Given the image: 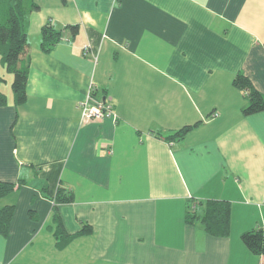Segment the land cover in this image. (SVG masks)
<instances>
[{"label":"crops","instance_id":"0c3cea01","mask_svg":"<svg viewBox=\"0 0 264 264\" xmlns=\"http://www.w3.org/2000/svg\"><path fill=\"white\" fill-rule=\"evenodd\" d=\"M36 2L26 102L0 61V264H264L241 238L264 228V110L233 83L264 95V0ZM48 21L79 31L46 52ZM91 82L116 121L81 120ZM59 187L74 199L55 207ZM209 199L230 202L228 236L186 221Z\"/></svg>","mask_w":264,"mask_h":264},{"label":"trees","instance_id":"16d2710c","mask_svg":"<svg viewBox=\"0 0 264 264\" xmlns=\"http://www.w3.org/2000/svg\"><path fill=\"white\" fill-rule=\"evenodd\" d=\"M2 9V23L0 24V61L6 70L13 74L12 88L15 94L16 104L27 101V83L30 70V55L28 41V25L30 14L38 10L40 5L36 0H0ZM64 30H69L72 34L79 31L78 24H69L64 28H57L48 21L42 27V49L46 52L61 40ZM4 80L0 73V84ZM234 85L246 91L249 98L248 105L244 108L245 114L264 110V95L258 91L251 80L243 73H238L234 80ZM7 103V96L0 90V105ZM188 124L181 127L175 133L168 135V140H182L185 135L194 127ZM16 183L0 180V197L12 191ZM74 199L72 191H66L59 187L54 199L56 204L68 202ZM202 211L196 207L190 208L186 214V221L189 223H199L208 233L215 236H228L231 231V204L227 200L209 199L201 202ZM14 205L0 208V232L7 234L9 225L14 214ZM58 217V212H56ZM57 228L58 235L65 234L62 223L59 222ZM90 225H85L82 232L91 230ZM242 241L257 255H264V228H255L244 231L241 234ZM64 243V241H62Z\"/></svg>","mask_w":264,"mask_h":264},{"label":"built area","instance_id":"2783aa9c","mask_svg":"<svg viewBox=\"0 0 264 264\" xmlns=\"http://www.w3.org/2000/svg\"><path fill=\"white\" fill-rule=\"evenodd\" d=\"M88 47L86 46L85 49ZM96 85L91 82L88 95L79 102L81 109V120L112 118L115 121L118 116L115 111L114 103L109 98H98L95 95Z\"/></svg>","mask_w":264,"mask_h":264},{"label":"rangeland","instance_id":"374dc122","mask_svg":"<svg viewBox=\"0 0 264 264\" xmlns=\"http://www.w3.org/2000/svg\"><path fill=\"white\" fill-rule=\"evenodd\" d=\"M2 23V9H1V6H0V24ZM11 78H12V80H13V75L11 74ZM12 80H11V82H10V85H11V83H12ZM4 82V80L2 81V83ZM10 87V86H9Z\"/></svg>","mask_w":264,"mask_h":264}]
</instances>
